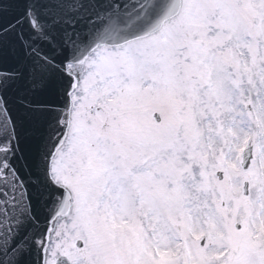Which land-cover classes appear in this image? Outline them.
I'll use <instances>...</instances> for the list:
<instances>
[{"label": "snow or ice", "instance_id": "obj_1", "mask_svg": "<svg viewBox=\"0 0 264 264\" xmlns=\"http://www.w3.org/2000/svg\"><path fill=\"white\" fill-rule=\"evenodd\" d=\"M0 264H264V0H0Z\"/></svg>", "mask_w": 264, "mask_h": 264}]
</instances>
